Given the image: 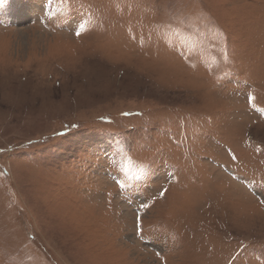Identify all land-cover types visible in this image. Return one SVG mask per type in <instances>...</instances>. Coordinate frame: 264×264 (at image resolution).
Returning <instances> with one entry per match:
<instances>
[{"label": "rangeland", "instance_id": "374dc122", "mask_svg": "<svg viewBox=\"0 0 264 264\" xmlns=\"http://www.w3.org/2000/svg\"><path fill=\"white\" fill-rule=\"evenodd\" d=\"M262 199L264 0H0V264H264Z\"/></svg>", "mask_w": 264, "mask_h": 264}, {"label": "snow or ice", "instance_id": "6c2138e0", "mask_svg": "<svg viewBox=\"0 0 264 264\" xmlns=\"http://www.w3.org/2000/svg\"><path fill=\"white\" fill-rule=\"evenodd\" d=\"M48 2H49V4H52V0H48ZM59 11H60V9L57 8L54 12H51L50 15H55L56 12H59ZM85 23H87V22H85ZM85 23L79 24V27L75 30V35L77 37H79L86 30ZM247 100H248V104L250 106H254L255 97H253L251 94H249L247 97ZM74 127H75V125H74ZM117 152H119V149H117ZM232 158L235 159L236 157L233 156ZM128 163L130 164L131 161L129 160ZM120 171L123 173L124 178L123 179L117 178L115 180V183L118 185V187L121 190H124V189L131 188L133 186L134 182L140 181L142 179V177L145 174V166L140 165L136 168L135 171H133L131 168H129V167H127V165H125V166H122L120 168ZM160 195L163 196L164 192L162 191L160 193ZM261 203H264V199L261 200ZM141 207L147 208V207H149V205L148 204H141ZM136 229H137V234L139 235L141 232L140 217L139 216L136 217Z\"/></svg>", "mask_w": 264, "mask_h": 264}, {"label": "bare ground", "instance_id": "6f19581e", "mask_svg": "<svg viewBox=\"0 0 264 264\" xmlns=\"http://www.w3.org/2000/svg\"><path fill=\"white\" fill-rule=\"evenodd\" d=\"M79 44V43H78Z\"/></svg>", "mask_w": 264, "mask_h": 264}]
</instances>
